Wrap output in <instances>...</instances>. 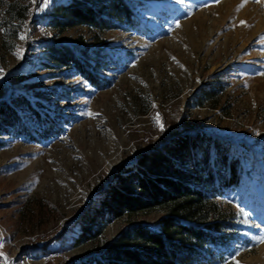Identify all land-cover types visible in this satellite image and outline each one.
<instances>
[{
    "label": "rangeland",
    "instance_id": "374dc122",
    "mask_svg": "<svg viewBox=\"0 0 264 264\" xmlns=\"http://www.w3.org/2000/svg\"><path fill=\"white\" fill-rule=\"evenodd\" d=\"M10 1L0 0V99L26 94L48 114L41 123L25 115L27 127L56 132L42 141L21 134L0 149V264L88 259L127 224L157 220L163 212L153 209L63 252L41 247L70 228L119 162L202 131L239 150L244 166L241 182L218 198L237 211L235 238L207 264H264V0H126L136 23L99 30L100 41L86 25L50 26L55 0L34 11L45 32L8 11ZM54 42L102 48L101 86L73 66L48 64Z\"/></svg>",
    "mask_w": 264,
    "mask_h": 264
},
{
    "label": "trees",
    "instance_id": "16d2710c",
    "mask_svg": "<svg viewBox=\"0 0 264 264\" xmlns=\"http://www.w3.org/2000/svg\"><path fill=\"white\" fill-rule=\"evenodd\" d=\"M40 1L22 4L12 0L7 9L19 13L20 18L31 17L30 24L38 31L41 19L34 11ZM52 11L45 18L55 30L64 32L86 25L96 32L98 41L102 38L97 37V31L137 21L136 10L126 0H55ZM48 48V64L73 66L84 78L101 86L105 79L98 73L104 67L102 48L58 42L48 44ZM29 113L39 123L48 115L37 111L26 94L0 99V149L21 134L34 141L53 137L56 131L47 123L39 135L33 133L24 118ZM162 139L160 146L139 148L131 165L119 162L104 187L94 192L90 205L69 224L70 228L61 234H50L41 247L46 253L63 252L68 246L101 236L108 224L122 217L153 209L163 214L153 222L127 224L106 241L96 256L78 260L50 256L49 264H207L212 257L217 258L219 248L235 238L233 231L237 227V211L224 206L218 198L241 182L242 153L229 152L220 137L206 131ZM189 159L191 165L187 163Z\"/></svg>",
    "mask_w": 264,
    "mask_h": 264
},
{
    "label": "snow or ice",
    "instance_id": "6c2138e0",
    "mask_svg": "<svg viewBox=\"0 0 264 264\" xmlns=\"http://www.w3.org/2000/svg\"><path fill=\"white\" fill-rule=\"evenodd\" d=\"M33 2L35 3L36 0H33ZM44 2H45V6H47V0H44ZM217 2H218V0H217ZM256 2L259 3L260 0H256ZM241 6H242V5H241ZM241 23L243 24V23H246V22L241 21ZM177 26H179V23L177 24ZM24 38H25V36H24V35H21V39H24ZM17 54L20 55L19 52H18ZM2 71H3V69H0V72H2ZM260 74H261V75H264V73H260ZM156 119L159 121V119H160L159 114H157ZM160 127H161V130H163V125H160ZM236 264H239V262L237 261Z\"/></svg>",
    "mask_w": 264,
    "mask_h": 264
},
{
    "label": "built area",
    "instance_id": "2783aa9c",
    "mask_svg": "<svg viewBox=\"0 0 264 264\" xmlns=\"http://www.w3.org/2000/svg\"><path fill=\"white\" fill-rule=\"evenodd\" d=\"M37 26H39V30L45 32L47 30V26L44 23H39Z\"/></svg>",
    "mask_w": 264,
    "mask_h": 264
}]
</instances>
